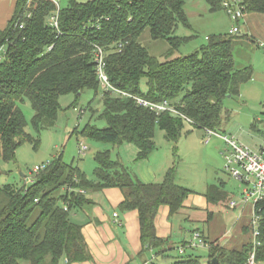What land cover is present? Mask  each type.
<instances>
[{"label":"trees","instance_id":"trees-1","mask_svg":"<svg viewBox=\"0 0 264 264\" xmlns=\"http://www.w3.org/2000/svg\"><path fill=\"white\" fill-rule=\"evenodd\" d=\"M59 1L15 0L10 19L0 29L2 162H13L23 143L35 148L39 143L26 132L21 105L30 104L31 127L38 134L43 125L52 126L57 120L60 97H79L84 91L98 94L96 47L104 53L105 73L114 89L151 103L168 102L192 122L193 129L218 132L223 101L227 96L239 97L241 87L252 79L251 67L236 69L235 35L229 33L207 38L206 44L189 55L175 56L192 38L175 35L179 26L189 28L183 0H64L62 5ZM225 1L230 0H204L210 12L223 10ZM240 4L246 15L264 16V0H240ZM53 18L56 27L51 24ZM145 31L151 40L168 44L161 59L151 56L141 44ZM99 102V119L106 126L85 124L78 132L81 137L116 147L131 144L137 150L136 160L142 161L154 152L155 130L159 129L174 151L172 165L160 182L143 183L119 159H113L110 150L98 151L90 179L58 156L37 173L32 171L34 178L27 187L0 188V264L92 262L82 228L72 216L91 204L87 192L105 188L121 191L122 212H138L142 252L155 251L156 256L164 258L174 250L169 238L156 236L154 222L161 206L169 208V217L180 215L191 193L176 183L179 160L175 150L186 123L167 112L157 115L134 99L109 91L101 90ZM92 104L88 109L92 110ZM220 189L209 186L206 196L210 204L225 199ZM255 212L259 216L260 242L255 261L264 264V201L255 205ZM211 216L209 211L208 218ZM198 234L207 245V264H213V259L217 264L246 263L249 243L240 250H226L217 241L208 242ZM180 248L184 252L197 249L188 248V240L177 251ZM173 264L200 263L190 255Z\"/></svg>","mask_w":264,"mask_h":264},{"label":"rangeland","instance_id":"rangeland-1","mask_svg":"<svg viewBox=\"0 0 264 264\" xmlns=\"http://www.w3.org/2000/svg\"><path fill=\"white\" fill-rule=\"evenodd\" d=\"M183 3L189 28L179 26L175 35L192 38L175 53V56L189 55L201 45L206 44L207 38L214 35H226L234 26H238L239 33L234 36L233 48L235 67L236 69L251 67L253 80L246 83L243 88L241 87L243 97H227L223 101L221 126L218 133L223 134L224 130L230 134L231 129L243 130L240 134L234 130L238 134L239 142L256 153L264 151V16L248 14L249 16L247 15L245 20L249 24L240 21L236 25L223 10L210 12L204 0H183ZM62 4H64V0L59 1V5ZM11 13L12 8L6 13V18H9ZM140 42L151 56L158 59H161L169 48L165 41L151 40L147 31L142 34ZM145 89V84L142 82L141 90L145 92ZM100 96L101 90L96 96L93 91H84L79 97L73 94L60 97V111L57 120L52 126L43 125L38 134L31 127L33 111L30 104L26 102L21 105L27 121L26 132L34 139L38 138L39 143L35 148L33 144L25 142L17 149L13 162L0 161V188L6 185H13L17 188L27 187L34 178L32 173L34 167H42L58 156H61L64 162L72 163L78 167L90 178H93L95 168L93 158L98 151L110 150L112 158L119 159L130 172L144 167L145 164L136 165L138 163L136 154L132 156L131 149L135 152V146L122 144L120 147H116L109 143L83 138L78 134L85 124L97 128L106 126L105 122L99 119V114L102 111V105L99 102ZM90 103L92 110L88 109ZM73 104L77 111L73 110ZM81 110L83 113L78 116V112ZM253 125L254 129H252ZM203 138V130L193 129L190 125L184 124L175 150V155L179 160L176 168V183L201 192L203 190L201 188L206 182L216 185L218 182H222L221 190L227 194V199L224 200L226 205L230 200L235 203L240 202L243 186L224 172L223 161L219 162L218 160L219 151L226 150V145L222 141L212 138L209 145L204 146ZM154 144L155 150L149 156L148 164L154 167L164 160L165 162L169 161L168 166L170 167L174 161V151L159 129L155 130ZM81 145L87 150L80 153ZM213 210L216 212L220 208L214 207ZM221 210L220 217L226 223L227 229L232 232L236 226L237 211L226 214L224 207ZM178 237L180 238L182 235L179 233L176 238ZM165 255L166 257L156 259L153 264H173L190 255L197 257L200 264H207L208 260L206 248L186 249L185 254L182 255L179 250L177 252L175 247Z\"/></svg>","mask_w":264,"mask_h":264},{"label":"crops","instance_id":"crops-1","mask_svg":"<svg viewBox=\"0 0 264 264\" xmlns=\"http://www.w3.org/2000/svg\"><path fill=\"white\" fill-rule=\"evenodd\" d=\"M14 3L15 0H0V29H3L10 19L11 16L6 18V13L10 11L11 8L13 12ZM250 15L261 16L257 14ZM246 17L247 15L245 18ZM245 18L243 22L249 24ZM251 80H253V78ZM241 90L238 98L241 96L243 97ZM254 127L253 125L252 129H254ZM234 130L235 129H231L230 134L225 131L222 133L233 136L239 142L238 134L243 130H235L238 134H236ZM131 150L132 156L137 154V150H135V152L133 149ZM222 153L223 150H220L218 157L219 162L220 160L223 161L221 156ZM147 159L138 161L136 165L141 166V164H145L143 165L144 167L138 166L139 168L131 173L143 183L160 182L169 167V161L165 162L163 160L159 165H154V167H152L148 164L149 159ZM212 185H219V188H223L222 182H218V185L206 182L201 188L203 189L201 192L187 188L191 193L184 200L180 215L169 217V208L167 206H161L158 209L154 222L156 236L161 239L169 238L171 246L177 249L184 241L189 240L193 231L200 233L208 242L217 241L221 247L226 250H240L244 245H247L250 241L248 225L253 212L252 206L243 205L241 202L235 203L231 200L226 205L224 200L227 199V194L221 203L217 205L210 204L207 200L206 193L209 186ZM86 196L91 201V204L75 212L72 216V220L74 223L81 226L82 235L93 260L92 262L73 264H153L156 259L161 258L160 256H156L155 251L150 250L145 253L142 252L138 212L136 210L122 212L119 209L124 198L118 188L89 191L86 193ZM231 203H235L234 208L230 207ZM214 207H219L220 210L215 212V210H213ZM223 207L226 214L237 211L236 226L233 228L232 232H230V229H227L226 223L222 220V217H220ZM209 211L212 212L210 218H208ZM115 214L116 216H114ZM179 233L182 237L176 238ZM176 240H179V242L175 243ZM184 254L185 252L182 253V255ZM62 264L66 263L63 262Z\"/></svg>","mask_w":264,"mask_h":264},{"label":"built area","instance_id":"built-area-1","mask_svg":"<svg viewBox=\"0 0 264 264\" xmlns=\"http://www.w3.org/2000/svg\"><path fill=\"white\" fill-rule=\"evenodd\" d=\"M57 4V0H53ZM222 9L227 16L238 25L240 21H244L246 16L244 7L240 4V0H230L222 3ZM52 26L56 27V19L51 20ZM239 33L238 26H234L229 34L235 35ZM96 62V75L100 83V88L104 92H111L123 97H129L134 99L137 105L147 108L150 111L155 112L157 115L160 113H169L172 116L181 118L186 124L191 125L192 122L183 116L176 108L170 105L168 102L163 101L161 103H151L142 98L130 96L124 92H120L114 89L105 73V62L103 51L96 47L95 53ZM74 111H77L74 109ZM83 111L78 112L80 116ZM204 138L202 140L204 145H208L212 138L219 139L226 145V150L221 154L223 159V170L232 179L239 182L243 188L241 191L240 202L243 205H251L253 212L249 221L250 229V247L251 250L248 255V259L245 264H257L255 261L256 248L260 246L259 238V216L255 212V205L264 201V151L260 153L252 151L247 146L238 142L233 136L227 134H220L216 131L204 129ZM87 148L81 145L80 153L86 151ZM42 167H34L33 173H37ZM231 208L235 207V203L230 204ZM116 216V214L114 215ZM188 248H207V245L201 239L198 233H193L188 240ZM181 253L184 252L183 248H180Z\"/></svg>","mask_w":264,"mask_h":264},{"label":"water","instance_id":"water-1","mask_svg":"<svg viewBox=\"0 0 264 264\" xmlns=\"http://www.w3.org/2000/svg\"><path fill=\"white\" fill-rule=\"evenodd\" d=\"M227 97L229 98L230 96H227ZM212 263H213V264H217L216 259H213V260H212Z\"/></svg>","mask_w":264,"mask_h":264}]
</instances>
